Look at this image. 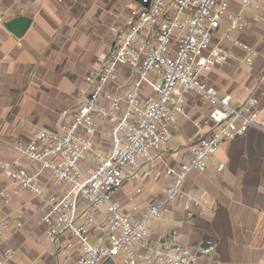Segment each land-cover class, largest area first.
Returning <instances> with one entry per match:
<instances>
[{
	"label": "crops",
	"instance_id": "0c3cea01",
	"mask_svg": "<svg viewBox=\"0 0 264 264\" xmlns=\"http://www.w3.org/2000/svg\"><path fill=\"white\" fill-rule=\"evenodd\" d=\"M229 0V12L245 25L229 31L222 21L213 33L211 46L230 51L228 60L201 74V79L220 94L240 104L252 92L264 104V0ZM135 0H0V165L16 162L30 171L36 164L18 157L13 145L26 142L41 126L58 130L65 121L62 111H72L84 101L90 84L85 77L106 59L116 30ZM15 17L28 20L27 28L15 35L7 22ZM238 41V44L234 43ZM254 47L251 64L244 61L241 44ZM119 78L108 90L121 93L134 77L128 66L119 68ZM211 106L194 94L185 97V113L172 125L171 149L144 163L113 193L124 210L164 195L169 183L166 165L190 157V146L210 127ZM101 149L109 147V124L98 121ZM222 164V168L218 166ZM152 173L157 175L152 178ZM44 196L61 190L45 171L41 176ZM181 199L173 202L161 219L152 221L150 243L184 245L211 243L214 252L195 264H264V133L252 127L243 135L224 141L206 159L202 170H193L183 181ZM189 195L193 200L186 199ZM42 199L18 190L0 168V218L22 211L23 223H9L0 230V252L14 251L8 264H61L56 256L59 241L50 242L40 223ZM83 205V203H81ZM106 217L104 205L95 219ZM72 250L64 258L75 264ZM120 260L115 258V262ZM137 264H147L137 262Z\"/></svg>",
	"mask_w": 264,
	"mask_h": 264
},
{
	"label": "built area",
	"instance_id": "2783aa9c",
	"mask_svg": "<svg viewBox=\"0 0 264 264\" xmlns=\"http://www.w3.org/2000/svg\"><path fill=\"white\" fill-rule=\"evenodd\" d=\"M244 7L251 0H241ZM3 15L0 10V22ZM224 21V38L245 25L229 12V0H135L122 25L116 30L104 63L86 75L90 89L72 111L63 110L60 129L45 126L31 132L28 141L13 145L15 154L36 164L37 169L12 163L0 168L18 190L42 199L39 210L44 235L59 241L56 256L61 264L72 250L75 264H195L214 252L211 243L184 245L150 243L152 221L161 219L170 205L185 196L183 181L189 172L202 170L206 159L226 140L255 127L264 133V104L254 92L233 104L207 85L201 74L224 64L230 51L211 46L212 36ZM238 44V41L234 40ZM244 61L251 64L256 50L241 44ZM128 66L134 77L121 93L108 90L119 78V68ZM194 94L211 106L210 127L190 146V157L166 165L169 183L163 196L146 201L139 213L132 204L123 209L113 193L127 177H133L139 160L150 163L171 149L172 125L185 113V97ZM109 124V147L101 149L98 121ZM222 164L218 169L222 168ZM47 172L61 190L44 196L41 176ZM152 178L157 175L152 173ZM186 199L193 200L189 195ZM83 203V205H81ZM104 205L106 217L95 219ZM20 227L22 211L0 218V230L9 223ZM14 251L0 252V264H8Z\"/></svg>",
	"mask_w": 264,
	"mask_h": 264
},
{
	"label": "water",
	"instance_id": "95a60500",
	"mask_svg": "<svg viewBox=\"0 0 264 264\" xmlns=\"http://www.w3.org/2000/svg\"><path fill=\"white\" fill-rule=\"evenodd\" d=\"M28 20L24 17H15L7 22V26L11 31L20 36L24 33L27 28ZM104 264H116L113 259H108Z\"/></svg>",
	"mask_w": 264,
	"mask_h": 264
},
{
	"label": "rangeland",
	"instance_id": "374dc122",
	"mask_svg": "<svg viewBox=\"0 0 264 264\" xmlns=\"http://www.w3.org/2000/svg\"><path fill=\"white\" fill-rule=\"evenodd\" d=\"M104 63V62H103Z\"/></svg>",
	"mask_w": 264,
	"mask_h": 264
}]
</instances>
